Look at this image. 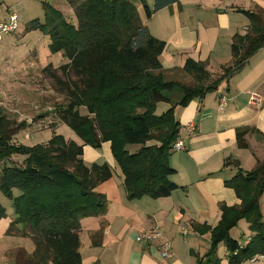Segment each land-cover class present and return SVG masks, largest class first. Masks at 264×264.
I'll return each mask as SVG.
<instances>
[{"label":"trees","instance_id":"trees-1","mask_svg":"<svg viewBox=\"0 0 264 264\" xmlns=\"http://www.w3.org/2000/svg\"><path fill=\"white\" fill-rule=\"evenodd\" d=\"M65 1L72 8L75 23L42 2V20L30 21L25 31L46 35L50 53H60L65 59L57 68L45 66L42 73L65 97L54 110L57 120L81 143L65 140L60 134H53L43 144L17 143L14 138L26 128V122L8 118L0 108V163L11 161L13 155L24 156L19 165H4L0 174V192L12 200L13 208L5 235L28 238L34 245L32 254L18 249L14 264H81L80 222L106 212L105 197L97 187L113 174L107 163L85 165L84 146L98 149L102 143L110 144L129 201L169 197L178 189L170 179L175 170L169 162L181 127L175 108L216 92L264 47V10L240 11L247 17L249 29L232 37L230 65L212 75L206 63L187 59L183 71L191 83L170 81L159 61L165 42L149 33L132 0ZM138 1L145 18L150 19L179 0H154L152 8L145 0ZM161 102L170 107L157 115L156 106ZM253 130H237L239 149L248 147L245 138ZM130 145L139 146L138 151L130 153ZM227 167L234 175L224 180V186L234 191L240 203L233 207L220 203V218L213 228L195 226L200 232H210L209 249L202 257L196 256V264H219L220 244L227 250L228 264L264 256L260 208L264 161L251 171H243L238 160L227 158L222 168ZM13 190L19 194L13 196ZM4 217L0 206V220ZM242 220L252 233L246 245L230 235Z\"/></svg>","mask_w":264,"mask_h":264},{"label":"crops","instance_id":"crops-1","mask_svg":"<svg viewBox=\"0 0 264 264\" xmlns=\"http://www.w3.org/2000/svg\"><path fill=\"white\" fill-rule=\"evenodd\" d=\"M132 1L149 33L165 42L159 57L165 78L184 84L191 83L183 71L187 59L206 63L212 75L221 73V68L229 66L232 37L243 35L249 26L247 17L240 11L264 10V0H179L146 19L141 3ZM42 2L50 4L75 23L72 8L65 0H0V8L3 6L0 23L7 22L9 16L15 14L18 29L22 26L20 32L23 34L19 40L23 41L28 35L24 28L28 20L34 15L43 16ZM145 2L149 8L153 7L154 0ZM25 45L24 58L30 59L34 48L28 47L27 43ZM62 62L65 63V59ZM33 72L34 69L27 65L10 69L0 65L1 109L5 108L3 101L6 98L9 101L14 96L19 102L23 99L24 93L18 91L12 82ZM221 95L226 101L219 110L218 98ZM252 97L255 101L251 103ZM169 107L168 103H158L155 113L159 115ZM46 109L39 115L51 111L49 107ZM16 117L10 119L20 121ZM175 118L181 126L179 138L184 149L170 157V166L175 170L170 179L178 189L167 198L143 197L129 201L123 188V176L111 155L110 144L102 143L98 149L83 147L85 165L107 163L113 174L97 187V191L105 197L106 212L80 222L81 264H196V256L202 257L208 251L210 232H200L195 226L213 228L220 218V203L230 207L240 203L234 191L224 186V180L234 175L231 168H222L224 160H238L243 171H251L258 162L264 161V47L255 52L216 92L207 94L201 100L195 99L186 107H176ZM25 122L26 128L22 131L27 134L24 138L32 140L28 146L46 143L53 134L81 143L69 130L62 129L64 124L52 117L41 121L50 125L49 128L45 127L48 130L42 134H33L36 126L31 121ZM189 123L193 126L191 131L186 128ZM246 127L255 131L246 135L248 147L239 149L236 132ZM14 140L23 144L18 141L23 140L18 134ZM260 208L264 223V193ZM8 219L7 222L0 220V238L3 232V236H6L12 217ZM151 227L159 228L163 239L170 243L171 258L160 257L157 243L141 244L135 241L139 233ZM183 228L186 229L185 234L182 233ZM230 235L240 245H246L252 233L249 224L242 220ZM16 249L6 251L4 255L11 256ZM227 254L225 246L220 244L217 248L219 264H228ZM9 258L7 264H14L13 257ZM242 264H264V258Z\"/></svg>","mask_w":264,"mask_h":264},{"label":"rangeland","instance_id":"rangeland-1","mask_svg":"<svg viewBox=\"0 0 264 264\" xmlns=\"http://www.w3.org/2000/svg\"><path fill=\"white\" fill-rule=\"evenodd\" d=\"M2 8L3 6L0 8V10ZM39 17L34 15L28 21L30 22L37 18L42 20L43 16ZM68 19L70 20V17ZM20 30H22L21 25L19 26V29L15 34L4 35L2 37V40L0 42V65L6 67L7 69L27 65L30 69L33 68L34 72L30 75H26V77L23 79L17 78V80L15 79L12 82L18 91L24 93L23 99L21 98L19 102L16 97L14 98V96H11L9 101H7L6 98L5 101H3L5 108L2 109V111L3 114L9 118H12V116H17L16 118L20 119V121L18 122H22V120L23 122H25V120H27L28 122L31 121L32 123H34L33 126H36L32 131L33 134H42L43 132L48 130H45V127L49 128L50 125L48 123L42 124L41 121L45 120V118L47 117L57 119L54 110L56 107L65 102V97L63 96V94L59 93L56 90L55 82L46 74H43L42 69L49 64L52 65L53 68L59 67L64 63L62 62L64 59L60 53H50L48 49L49 38L43 33L39 31H31L28 33V35H26L27 37L25 40L20 41L19 38L23 34L20 32ZM19 32L20 34L18 35ZM26 43L28 44V47H31L32 49L34 48V53L31 54L32 57H30V59H25L23 55ZM1 59L4 62H2ZM47 107L51 108V111H47V113L39 115L40 113H43L44 109H46ZM14 111L18 113H13ZM81 112L85 113V110L81 109ZM63 128L69 130V132H71L75 136V134L67 126L63 125L62 129ZM61 133L66 136L65 132L61 131ZM25 134L27 133L24 131H20L18 133V137L22 138L23 140L18 141H21L23 142V145L28 146L30 145L29 141L32 140H26L24 138ZM75 140H78V142H80V140L76 136ZM138 149L139 146L136 145H130L127 147V150L130 153H135L136 151H138ZM23 160L24 156L13 155L11 161L0 163V174L4 165H12L11 163L19 165L23 162ZM18 194V190H13V196H17ZM0 206L5 211V217L1 221L3 222L4 220L5 222H7L9 220L8 218L13 217L12 200L3 195L1 192ZM3 233L1 234L0 238V264H7L8 261H10L9 257H13L14 259L15 254L18 250L16 248L24 249L29 254L33 253L34 246L30 239L13 236L7 237V235L4 237ZM13 249L16 250L15 252H12L11 256L4 255L6 251L8 253V251Z\"/></svg>","mask_w":264,"mask_h":264},{"label":"built area","instance_id":"built-area-1","mask_svg":"<svg viewBox=\"0 0 264 264\" xmlns=\"http://www.w3.org/2000/svg\"><path fill=\"white\" fill-rule=\"evenodd\" d=\"M248 29H249V26L244 30L245 33L248 31ZM17 30H18V17L15 14H11L7 22L0 23V42L4 35H13L17 32ZM218 101H219L218 109L222 110V108L225 105L226 99L223 95H221L219 96ZM254 101H255V98L252 97L251 103ZM186 128L188 131L193 130V126L190 123L186 126ZM183 149H184L183 143L180 140V138H178V140L174 143L172 150L177 152V151H182ZM182 233L183 234L186 233L185 228L182 229ZM135 241L141 244L157 243L158 251L162 259H169L172 257L171 245L167 240L163 239L162 232L157 227H151L139 233L135 237ZM263 258H264L263 255L255 256L251 260L254 261V260L263 259Z\"/></svg>","mask_w":264,"mask_h":264}]
</instances>
